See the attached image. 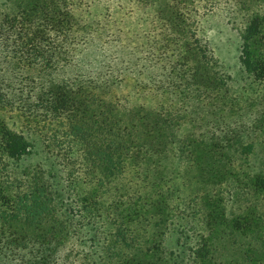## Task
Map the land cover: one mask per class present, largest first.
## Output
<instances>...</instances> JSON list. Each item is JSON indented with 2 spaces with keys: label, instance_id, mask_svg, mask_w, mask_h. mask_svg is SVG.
<instances>
[{
  "label": "rangeland",
  "instance_id": "rangeland-1",
  "mask_svg": "<svg viewBox=\"0 0 264 264\" xmlns=\"http://www.w3.org/2000/svg\"><path fill=\"white\" fill-rule=\"evenodd\" d=\"M240 1L249 9L237 0H212L213 7L200 9L196 18L197 38L227 84L229 109L221 115L212 100L198 104L192 78L170 75L178 58L172 57L174 45L164 40V32L150 37L153 9L137 0H77L80 26L102 27L119 39L110 49L113 68L130 67L120 71L121 80L111 88L83 80L85 92L119 105L115 111L106 103L130 127L131 153L124 154L122 175L112 182H104L102 165L92 154L100 139L94 122L89 124L93 136L82 141L68 125L45 121L44 112L32 113L43 87L80 74L90 77L100 68L98 50H80L76 62L86 60L82 71L78 67L52 77L23 70L9 54L0 55V89L11 100L9 107L0 108V123L32 144L20 161L0 156V166L9 164L16 173L25 168L45 172L57 196L55 217L70 225L72 243L84 251L82 260L87 255L90 263L116 262L101 247L98 234L118 222L132 242L116 251L146 264H264V191L248 182L264 174V136L256 141L255 154H242L248 138L234 133L225 119L236 118L232 124L239 120L237 126L243 127L251 119L249 110L264 109V86L244 72L240 61L242 31L252 14H264V0ZM256 50L264 52V39L257 41ZM162 108L187 109L186 120L172 127L159 113ZM84 196L102 199L100 217L78 211ZM259 216L261 226L248 228Z\"/></svg>",
  "mask_w": 264,
  "mask_h": 264
},
{
  "label": "trees",
  "instance_id": "trees-1",
  "mask_svg": "<svg viewBox=\"0 0 264 264\" xmlns=\"http://www.w3.org/2000/svg\"><path fill=\"white\" fill-rule=\"evenodd\" d=\"M5 1L0 4V55L9 54L12 62L21 69L37 70L39 74L48 77L56 74L61 76L78 67L82 71L80 67L85 65L86 60L77 61L78 64L76 62L80 50H98L102 59L100 68H95L90 77L80 74L75 79H63L61 83L51 82L49 87H43L32 113L44 112L45 121H57L65 127L68 125L72 135L82 141L93 136L94 127L89 124L95 123L100 139L99 144L92 148V154L97 155L98 163L102 165L104 182L114 181L122 175L121 170L125 165L123 159L126 157L124 154L131 153L130 127L125 126L106 107L108 103L116 111L119 105L85 92L86 84L83 80L91 79L111 88L121 80V72L129 71V66L126 69H114L112 62L115 61L109 58L110 49L114 47L111 45L117 44L119 39L109 35L102 27L90 24L80 26L75 16L77 0ZM137 2L154 11L152 24L155 26L150 37L158 38V32L162 31L164 40L174 45L172 57L178 59L175 65L170 66L172 78L180 79V75L192 78L198 104L206 106L209 105L207 101L212 100L214 109L223 115L229 109L226 102L227 84L212 66V57L202 47L196 30L199 10L212 8V0ZM237 2L244 9H249L240 0ZM262 39L264 14H252L242 31L240 61L244 72L261 87L264 86V52L256 50V44ZM190 64L194 65L193 68ZM1 91L0 108L9 107L10 96ZM186 110L162 108L158 111L168 125L177 128L186 120L183 116ZM36 114L30 115L36 117ZM248 114L251 119L243 127L237 126L239 120L235 122L236 125L232 124L236 118H224L230 119L229 124L234 128V133L248 138V143L242 147V154H255L258 145L256 141L264 136V109L262 112L249 110ZM31 149V142L23 134L0 123L1 158L20 161L30 154ZM10 167L6 163L0 166V264H95L88 262L87 255L82 260L80 256L84 251L79 252L72 243L70 225L55 217L53 205L57 196L45 172L25 168L16 173ZM248 182L251 183L250 187L256 184L264 191V174L252 177ZM80 200L81 205L77 207L80 213L88 212L97 217L103 214L101 211L105 209L102 206L104 204L101 205V198L84 196ZM261 218L259 216L253 224L248 222V228L261 226ZM111 224L114 225L113 230L98 234V239L108 257L115 259L114 264H146L136 257L121 256L116 251L119 246L130 247L132 238L128 235L129 230L121 223Z\"/></svg>",
  "mask_w": 264,
  "mask_h": 264
}]
</instances>
